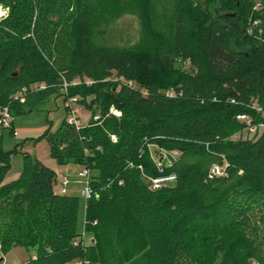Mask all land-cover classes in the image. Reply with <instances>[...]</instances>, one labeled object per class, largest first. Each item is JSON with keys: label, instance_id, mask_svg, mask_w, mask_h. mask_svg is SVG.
I'll use <instances>...</instances> for the list:
<instances>
[{"label": "trees", "instance_id": "trees-1", "mask_svg": "<svg viewBox=\"0 0 264 264\" xmlns=\"http://www.w3.org/2000/svg\"><path fill=\"white\" fill-rule=\"evenodd\" d=\"M0 5V109L77 97L90 120L76 129L65 118L42 139L58 165L89 170L97 194L78 191L80 233L79 198L55 191L56 172L23 153L4 183L10 152L0 149L2 257L22 248L29 257L16 264H264V129L237 137V116L264 126V0ZM124 14L139 24L133 46L107 39ZM6 130L14 136L0 118V143ZM152 145L168 152L160 167ZM216 164L226 176L210 174ZM170 175L173 185L151 189Z\"/></svg>", "mask_w": 264, "mask_h": 264}, {"label": "rangeland", "instance_id": "rangeland-1", "mask_svg": "<svg viewBox=\"0 0 264 264\" xmlns=\"http://www.w3.org/2000/svg\"><path fill=\"white\" fill-rule=\"evenodd\" d=\"M256 7H260L258 3ZM7 11V8L0 5V20L4 18ZM139 38L140 29L138 21L130 14H124L121 18L116 19L108 29L107 39L111 44L133 46L138 42ZM18 94L19 92L15 95L17 96ZM65 107V101L61 94H51L43 104L31 111L27 107L22 112L14 113L13 115L9 111L11 117L8 122H12V129L15 136L10 135L7 130L2 133L0 149L2 152H10V169L5 175L4 183H8L19 176L22 169L23 153H28L32 157H36L45 165H51L54 168L53 170L56 171L57 181L63 178L70 181L67 188L68 195L79 198L78 231L83 233L85 201L78 195V191L82 187V182L78 178L79 168L73 163L65 166L58 165L49 155L47 142L45 139H42V135L46 130L55 132L61 121L70 116L68 111L65 110ZM78 108L77 119L80 121V125L83 126L90 120L92 112L80 105ZM116 114L119 115L117 112ZM149 150L150 155L155 159L165 157L168 154L167 151L154 145L150 146ZM174 156L175 158L177 157V155ZM55 190L58 191V188H55ZM90 242L91 237L85 235L84 243L88 245ZM28 257L29 253L27 251L22 248H16L6 254L5 257H2V254H0V258H2L0 264L25 262Z\"/></svg>", "mask_w": 264, "mask_h": 264}, {"label": "built area", "instance_id": "built-area-1", "mask_svg": "<svg viewBox=\"0 0 264 264\" xmlns=\"http://www.w3.org/2000/svg\"><path fill=\"white\" fill-rule=\"evenodd\" d=\"M72 84L75 85V84H78V82L75 81ZM44 89H45V87L43 85H32L31 86V90H33V91H37V90L39 91V90H44ZM22 91H25V90H22ZM14 98L19 99V101L21 103L24 101L21 95L15 96ZM78 102H79V99L77 97H71V98H68V100L65 103L66 107L69 109L68 113L70 115L67 118V122L69 124L75 126L76 129L81 128L80 121L77 119V113L79 111ZM255 110L258 113H261L264 110V106H261V107L256 106ZM114 114L117 115L116 112H114ZM10 117H11V115H10L8 108L0 109V118L4 122V125H7L9 123L8 121H10L9 120ZM95 119H98V117H95ZM237 119L246 124V127L243 129V131L241 133H239L237 135V137L246 138V135H248L246 133L247 131L249 132V134L253 135L255 132L262 131L264 129L263 125H259L257 127L253 126L251 118L246 116V115L237 116ZM14 136H15V134H14ZM173 157H175V156H173ZM162 158H161V160L156 159L158 167L161 166V164L163 163L162 160H164V158H166V156L162 157ZM160 171H162V169H160ZM210 174L212 176H216V177L226 176V165L225 166L212 165V167L210 168ZM90 176H91V174H90L89 170H87V169L81 170L80 173L78 174V177L80 178V181L82 182V189L80 191V196L84 200H89L93 197L97 198V194L91 186ZM69 183H70V181L68 179H66V178L61 179L58 193L59 194H65ZM174 183H175V176L174 175L160 176V177L152 180V185L150 187L152 190H156V189H159L163 186H169L170 184H174ZM0 254H1V247H0Z\"/></svg>", "mask_w": 264, "mask_h": 264}, {"label": "crops", "instance_id": "crops-1", "mask_svg": "<svg viewBox=\"0 0 264 264\" xmlns=\"http://www.w3.org/2000/svg\"><path fill=\"white\" fill-rule=\"evenodd\" d=\"M40 161H41V160H40ZM46 166H48V167L51 168L52 170L54 169V168L51 167V165H46ZM54 171H55V170H54ZM55 172H56V171H55ZM56 177H57V174H56ZM56 180H57V179H56ZM56 184H57V185H56L55 188H58V186H59V180L56 181ZM55 188H54V189H55ZM55 191H56V190H55ZM66 193H68V191H67ZM13 250H15V249H13ZM13 250H12V251H13ZM10 252H11V251H10ZM10 252H9V253H10ZM5 256H6V255H4V257H5ZM26 260H27V259H26ZM26 260H25V261H26ZM19 263H20V262H19Z\"/></svg>", "mask_w": 264, "mask_h": 264}]
</instances>
